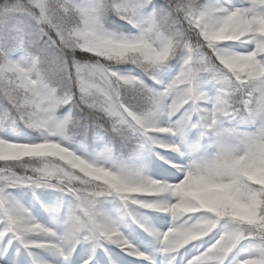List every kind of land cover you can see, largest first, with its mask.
Wrapping results in <instances>:
<instances>
[{
  "label": "snow or ice",
  "instance_id": "1",
  "mask_svg": "<svg viewBox=\"0 0 264 264\" xmlns=\"http://www.w3.org/2000/svg\"><path fill=\"white\" fill-rule=\"evenodd\" d=\"M0 264H264V0H0Z\"/></svg>",
  "mask_w": 264,
  "mask_h": 264
},
{
  "label": "rangeland",
  "instance_id": "2",
  "mask_svg": "<svg viewBox=\"0 0 264 264\" xmlns=\"http://www.w3.org/2000/svg\"><path fill=\"white\" fill-rule=\"evenodd\" d=\"M161 155H164V153H161ZM24 255L26 256V253H24Z\"/></svg>",
  "mask_w": 264,
  "mask_h": 264
}]
</instances>
